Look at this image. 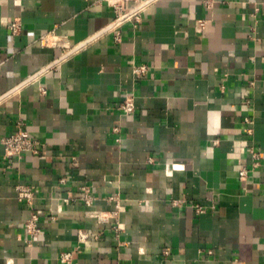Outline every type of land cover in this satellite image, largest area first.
Wrapping results in <instances>:
<instances>
[{
  "label": "crops",
  "instance_id": "1",
  "mask_svg": "<svg viewBox=\"0 0 264 264\" xmlns=\"http://www.w3.org/2000/svg\"><path fill=\"white\" fill-rule=\"evenodd\" d=\"M114 17L95 0H0V264H264V0H154L120 41ZM18 123L39 153L9 163ZM18 185L36 191L35 237ZM83 187L116 217H87Z\"/></svg>",
  "mask_w": 264,
  "mask_h": 264
},
{
  "label": "built area",
  "instance_id": "2",
  "mask_svg": "<svg viewBox=\"0 0 264 264\" xmlns=\"http://www.w3.org/2000/svg\"><path fill=\"white\" fill-rule=\"evenodd\" d=\"M131 6L129 8L125 7L126 0H95L97 5H107L112 8L115 13V17L112 19L109 29L115 33L116 41L121 40L120 28L121 26L129 21H134L135 23H140L142 21V13L146 7L152 3L154 0H129ZM206 25L205 21H201L199 24L200 29H204ZM9 29L13 34H17L21 30V23L19 20H14L9 24ZM53 33H47L40 37V42L42 45H48ZM133 74L136 78H143L149 72V67L147 65H135L133 66ZM45 92V90L43 91ZM120 111L124 115H132L136 110L135 97L132 94H127L123 102L119 105ZM248 125H252L253 121L249 118L245 119ZM117 132L118 129L116 128ZM253 128H248V133H252ZM2 145L4 148V159L11 163L15 159H21L26 153H39L40 142L34 139L31 134L25 129L23 123H18L16 131L2 139ZM250 154L253 158L252 168H258L261 165V151L252 147L250 149ZM249 169L242 168L239 172L240 179L246 181L249 176ZM61 183H65V179L61 180ZM18 199L20 201L26 202L32 209L33 213L31 218L26 224V231L31 237H35L40 229L38 228L39 215L35 211V201L37 199L36 191L33 187L29 185H18L16 187ZM83 198L82 200L88 207L86 215L89 218L96 219L99 223H109L112 218L116 217V213L112 214L106 211H100L92 208L95 198L91 196L88 187H83ZM196 211L198 213H203L204 207L196 206ZM117 233L121 232L123 226L121 223H117L114 227ZM92 238V235L85 233L83 231L79 232V241L82 243L87 242ZM166 254H169L168 252ZM63 261L71 263L73 259L72 252H65L61 254L60 257Z\"/></svg>",
  "mask_w": 264,
  "mask_h": 264
}]
</instances>
